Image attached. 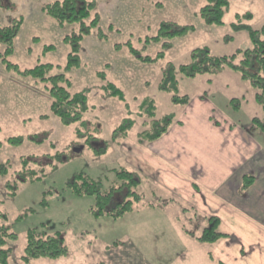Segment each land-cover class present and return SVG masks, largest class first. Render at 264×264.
<instances>
[{
  "label": "rangeland",
  "instance_id": "rangeland-1",
  "mask_svg": "<svg viewBox=\"0 0 264 264\" xmlns=\"http://www.w3.org/2000/svg\"><path fill=\"white\" fill-rule=\"evenodd\" d=\"M55 1L3 0L0 6L3 26L23 19L15 52L9 58L20 72L8 70L0 62V166H8V174H0V213L4 215L0 217V226H6L17 236L8 243L9 264H220L224 261L218 259V245L199 240L205 229L212 226L211 219L218 215L224 220H220L218 230L229 235L221 243H227L226 247L233 250L231 264L246 263L232 244L248 240L246 244L264 250V235L247 232L245 225L233 219L229 222L227 218H231L220 213L222 197L218 193L210 194L212 187L204 182L202 175L187 177L196 182L194 189L192 183L181 182L185 188L183 196L178 186L167 187L171 183L161 177V167L156 168L143 155L147 149L150 155L161 145L172 149L181 143L183 137L171 138L173 133L204 132L206 136L196 143L204 146L212 141L217 158L225 155L228 147L236 151L230 169L242 164L250 153L259 152L261 159L264 132L254 128L253 121L263 120L264 111L257 101L256 88L243 80L239 72L224 68L218 74L195 78L177 75L178 95L189 98L187 106L173 103L172 95L160 91L159 85L164 69L169 65L179 68L191 64L196 49L208 48L218 57H231L240 50L251 49L248 32H235L232 24L237 21V15L250 13L252 19L245 23L261 30L264 0H228L230 8L221 26H207L200 17L208 0H96L100 27L106 37L103 39L93 31L82 43V67L72 70L67 69L72 47L65 38L79 33L80 25L62 27L47 16L43 8ZM163 23L193 26L194 30L171 41L156 43L152 39ZM165 42L171 46L165 48ZM48 46H54L55 50L45 51ZM162 52L164 58L156 62L141 60L156 59ZM239 60L237 57L236 61ZM40 65H52L49 76L64 74L72 83L71 93H89L92 108L85 116V124L62 125L51 112L48 84L21 73ZM101 72L106 74V81L99 77ZM104 82L124 91L126 103L106 98L101 91ZM145 98L155 101L158 119L174 115L177 122L159 142L141 146L138 134L144 128V119L137 113ZM127 118L136 120L129 137L115 143L107 154L97 156L94 149L112 144L114 131ZM34 137L38 141H33ZM10 138H23L24 142L11 145ZM59 153L64 154V160H53L54 165L51 164L48 157ZM23 158L36 161L27 169L38 171V180L18 181L20 174L26 173ZM221 159L229 158L226 155ZM192 160L195 165L198 161L208 162L207 158L196 155ZM161 164L174 174L182 173L171 163ZM226 165L229 167V160ZM119 168L135 173L141 181L136 190L140 201L121 218L97 217L96 197H79L68 188L77 174H86L101 180L103 190H109L120 184L114 172ZM8 183L15 187V197L10 196ZM194 190L200 194L199 200L189 195ZM31 229L49 235L61 233L68 255L25 262L27 234ZM246 247L251 251V247Z\"/></svg>",
  "mask_w": 264,
  "mask_h": 264
},
{
  "label": "trees",
  "instance_id": "trees-1",
  "mask_svg": "<svg viewBox=\"0 0 264 264\" xmlns=\"http://www.w3.org/2000/svg\"><path fill=\"white\" fill-rule=\"evenodd\" d=\"M108 1V0H105ZM3 0H0L2 6ZM230 8L228 0H208V4L200 11V17L207 26H221L224 24V17ZM44 13L53 18L62 27L65 25H80L79 33H73L65 38V42L72 47L69 54L67 69H79L83 65L82 61V43L92 35L93 31L101 38L106 35L102 32L101 15L97 11L96 0H57L48 4L43 8ZM237 21L232 24L235 32L247 31L252 42V48L244 51H238L231 57H218L211 53L208 48L196 49L192 53V62L189 65H183L175 68L169 65L163 71V79L159 85V90L172 95V102L181 106H187L190 102L187 96H179L178 76L186 78H195L198 75L218 74L224 68L233 69L241 74L243 80L249 81L256 88V98L264 111V27L261 30H254L251 25L245 23L252 19V14L247 13L244 16L237 15ZM23 25V19H15L10 25L3 26L0 24V62L6 66L8 70L19 71L18 66L11 63L9 58L15 52V41L19 36ZM194 30L193 26L180 27L175 23H163L158 35L152 40L160 43L162 40L171 41L177 37H182ZM104 34V37H103ZM171 43L165 42L164 47H170ZM55 50L54 46H48L45 51ZM165 53H159L156 59L150 57L141 58L143 62L152 63L164 58ZM240 57L239 62L236 61ZM53 67L52 65H40L34 69L21 72L24 75L32 76L40 79L48 84L47 89L52 99L51 112L59 119L62 125L71 126L77 123L85 124V116L91 110L89 103V93L82 91L71 93L72 83L64 74L49 76ZM178 75V76H177ZM99 77L106 81V74L101 72ZM101 91L106 98L116 99L126 103V95L124 91L119 89L115 84L104 82ZM137 116L144 119L143 130L138 134V143L141 146H148L168 134L171 127L176 124L177 120L174 115H168L162 119L157 118V106L152 98H145L138 110ZM136 125V120L127 118L114 131L112 144L106 143L99 149H94L97 156H103L108 153L109 149L115 143H120L129 137V132ZM253 127L264 132V119H254ZM38 141L36 137L32 139ZM91 140H97L92 138ZM23 138H10L8 143L11 145H21ZM1 147V144H0ZM51 164L53 160L63 161L64 154H56L54 157H48ZM35 160L23 158V170L26 173L20 174L18 181L20 183L34 182L38 180L39 175L36 170H28L27 167ZM38 164V163H37ZM54 165V164H53ZM116 179L120 183L103 190L101 180H96L86 174H77L68 184L71 192L79 197L95 196L97 200V210L94 212L97 217L110 216L118 219L126 213L131 212L134 203L140 201V195L137 188L141 181L138 176L124 168L114 170ZM0 174H8V166H0ZM254 183V178L246 176L242 186V191L248 190ZM16 186V185H15ZM11 191L10 196L15 197V187L11 183L6 185ZM0 217L4 215L0 213ZM212 226L205 229L199 238L201 242L215 244L229 235L220 232V220L212 218ZM17 236L2 225L0 226V264H9L11 248L8 247L9 241L16 240ZM68 247L61 233L49 235L40 232L37 229H31L27 234V246L23 257L25 262H31L38 259H59L68 255ZM224 264V263H220Z\"/></svg>",
  "mask_w": 264,
  "mask_h": 264
},
{
  "label": "crops",
  "instance_id": "crops-1",
  "mask_svg": "<svg viewBox=\"0 0 264 264\" xmlns=\"http://www.w3.org/2000/svg\"><path fill=\"white\" fill-rule=\"evenodd\" d=\"M230 132L233 134V131ZM187 133L188 132L173 133L171 138L181 136L183 137V141L179 144L173 145L172 149H169L170 147L166 144L161 145V148L156 149L155 153H151L150 155L148 154V150L150 149H147V151L143 153L144 157L151 160L156 168L161 167V177L164 176L165 180L171 183L167 184V187L171 188L178 186L180 191L183 192V196H185V188L181 182L183 181L185 184L192 183L191 187L194 189V186H197L196 182H194L193 178L188 179L187 177L198 178V176L202 175L201 177L204 182L209 183L212 187L210 194H212V192L213 194L218 193L222 197L220 199L224 203H220V213H226L224 215H228V217L231 218H227L229 222L233 219L236 223L245 225L247 232H257L258 234L264 235V155H262L260 159L258 158L259 152L255 155L252 153L247 154L242 164L230 169L231 160L233 158L236 159V151L234 149L228 147L225 155H223H227L229 158L228 167V165H226L228 160L224 161V159H221L223 157L222 154L218 156L219 158L215 155V148L213 147L212 141L210 144L204 143V146H202L201 143H196L197 140L200 141L203 136H206L204 132L188 133L189 135H186ZM160 140L154 143L156 144ZM195 155L207 158L208 162L205 163L203 161H198L195 165V161L192 160ZM179 157H182V159ZM251 157H254V159L249 161ZM161 162L165 164L166 162L171 163L173 167L174 165L177 166L181 169L182 176L174 174L171 170H167ZM246 176L253 177L254 183L248 190L242 191ZM189 195H191L193 199L194 197H197L199 200L200 194L195 190ZM215 197L217 198V195ZM211 199L212 196L209 197V202ZM226 203L228 205H226ZM238 213L242 215H238ZM216 218L224 221L219 215L218 217L216 216ZM237 234L243 235V233ZM225 242H229V240H226ZM248 242L249 241L247 240L242 243H236V245L232 244L236 249V254L238 255L239 253L240 255L238 256H241L243 261H246L244 264H264V250H261L260 246L255 244H246ZM215 244L218 245V259L224 261V264H231L230 261L233 257V250L226 247L227 243H221V241H219ZM246 246L251 247V251H248ZM245 251L247 252L246 254Z\"/></svg>",
  "mask_w": 264,
  "mask_h": 264
}]
</instances>
